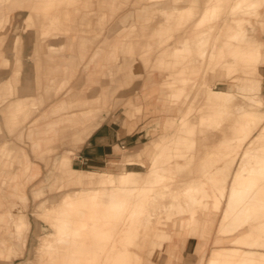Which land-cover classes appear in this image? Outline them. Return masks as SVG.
I'll use <instances>...</instances> for the list:
<instances>
[{"label": "rangeland", "instance_id": "rangeland-1", "mask_svg": "<svg viewBox=\"0 0 264 264\" xmlns=\"http://www.w3.org/2000/svg\"><path fill=\"white\" fill-rule=\"evenodd\" d=\"M165 1L170 6L167 13L159 7ZM220 1L0 0V49L4 50L0 76L8 72L14 52L17 67H21V52L31 46V32L38 43L33 45L31 57L34 62L32 95H17L19 69L14 71L12 81L6 79L0 83V113L5 119V132L0 126V228L12 227L3 222L7 217L4 210L8 207L4 202L5 192L12 185L20 197L11 207L25 211L31 225L26 252L14 259L15 264H36L40 256L42 264H52V261L55 264H170L169 244L174 239L182 241L187 237L200 239L197 253L201 264H207L212 251L218 248H228V252L217 264H240L239 253L251 255L243 264H264V175L256 172V176H248L255 182L254 197L248 205L249 216L239 227L236 220L233 229L225 233L219 228L228 208L229 189L221 196L214 225L209 223L207 208H204L213 196H220L232 179L243 180L250 168L264 166V0H238L242 8L235 11L229 9L230 2L234 4L235 0H229V6L228 0ZM121 13L129 16L113 22L109 32L112 36L108 37L111 40L106 41L109 51L105 59L110 67L104 73V82L112 84L106 100H111L113 109L119 107L138 89L141 79L158 73L163 78L161 88L167 105L153 119L147 137L139 146V154L128 157L132 149L126 151L122 161L98 171L76 169L72 166L71 151L58 147H77L86 138L69 134L52 144L46 143V148L37 152L43 140L56 137L53 135L56 128L51 124L45 129L37 128V132L34 128L28 130L34 151L30 158L20 147L26 151L27 160L25 166L18 167L9 151L15 148L7 146L3 150L1 145L10 141L24 146V123L51 98L58 81L42 84L43 62L55 63L57 56L67 55L68 48L76 41L86 48L87 39L77 40L76 34L93 31L99 34L113 15ZM57 35L70 39V46L60 51L49 46V41ZM198 35L203 36L200 45L193 43ZM103 40V37L96 38V46H100L92 62L100 58L98 61L103 63ZM90 61L82 65L84 74ZM69 64L63 60L65 71ZM103 76L102 73L100 78ZM93 95L86 88L75 96L78 100L75 104L60 102L57 107L70 105L60 111L70 116L59 122L68 125L81 119L83 110L88 109H93L98 119L109 103L100 100L104 90L96 98H87ZM246 97L261 99V111L243 119L258 126L240 132L228 127L231 124L225 121L228 105L241 103ZM19 99L27 101V106L17 113L13 108ZM123 105L134 104L128 100ZM136 109L140 112L141 107ZM223 137L229 142L222 145L219 141ZM65 155L69 157L67 160ZM38 161L43 163L41 167L35 163ZM102 170L116 180L114 184L122 191L134 189L100 197L101 183L83 185L76 181L80 173L100 175ZM126 172L130 178L122 179ZM233 174L235 178H231ZM21 181L26 183L27 199L21 198L18 187ZM34 188L39 194H33ZM83 188L91 191L84 193ZM57 193L58 205L46 206L47 202L54 203L53 196ZM69 199L73 202L69 203ZM194 199L204 203L200 206ZM37 203L41 206L36 213L45 217L42 223L48 225L46 230L52 231L41 240L34 232ZM59 207L74 211L78 220L71 237H56L57 230L51 228L50 222ZM163 223L166 231L155 235ZM221 238L227 241L219 242ZM4 246L0 242V264L12 260L13 253Z\"/></svg>", "mask_w": 264, "mask_h": 264}, {"label": "crops", "instance_id": "crops-1", "mask_svg": "<svg viewBox=\"0 0 264 264\" xmlns=\"http://www.w3.org/2000/svg\"><path fill=\"white\" fill-rule=\"evenodd\" d=\"M23 14L21 17H23ZM128 14H119L112 16L105 29L97 34L94 31L88 34H76L77 40L80 37L87 39V47L83 48L79 46V41L72 47L68 48L70 54L57 56L55 63L43 62L41 72V82L43 85L50 84L53 80L58 81L56 87L45 104L40 108L39 112L30 116V118L24 123L23 140L24 146L17 143V146L24 148L29 154L30 158L33 154V142L31 136L28 134L30 128H34L35 132L38 129L48 128L51 124H54L56 131L53 135L54 139L42 141L41 146L37 150L42 151L48 143L64 139V136H68L72 132V127L67 124L59 122L60 119L68 117L70 115H64L60 112L63 109H67L70 105L66 104L65 107H57L62 101L73 102L78 101L75 96L81 94L83 89L91 90L94 93L93 96H87L89 99L96 98L97 95L102 93L104 95L100 98L101 101L109 103V106L103 107L99 113L100 120L99 125L93 132L77 147L63 148L59 146V150H70L72 157V166L80 170H100L107 168L113 164H117L123 156V153L129 151L128 157H136L138 154L132 153L133 151H139L141 142L147 137L148 129H151L153 125V119L159 117V112L167 109L165 104V98L163 97V90L161 88L163 78L158 73H153L149 77H144L139 81L138 89L130 94L126 100L122 101L120 106L113 109L111 106V100H106L108 94L112 89L110 82H104L106 74L105 71L110 67L107 65L108 61L105 59L106 53H108L109 47L106 45L107 40H111L112 34L109 32L113 26V22L117 20H123L122 18L128 17ZM120 17V19H117ZM127 19V18H126ZM125 20V19H124ZM12 21H16L15 19ZM74 35V34H72ZM103 37L102 42L105 43L103 63H100V58L93 61L95 54L99 51V46H96V38ZM32 47L26 46L21 52V67H17L15 52L11 56V64L8 67V72L0 76V83L2 80L10 79L12 81L14 71L19 69V84H18V96H31L32 95V76L31 72L34 67L32 57ZM4 57L3 48L0 49V70L2 69V60ZM108 59V58H107ZM63 60L68 63V69L65 71L63 66ZM91 60V61H90ZM109 60V59H108ZM84 61V62H83ZM85 61L91 62L89 69L83 73V63ZM51 64V65H50ZM103 73V78L101 74ZM92 76L89 80L88 77ZM66 79V81H65ZM24 80V81H23ZM108 99V98H107ZM132 101L134 104L132 107H125L124 102ZM72 104V105H73ZM140 106V112L137 111V107ZM129 112V113H128ZM0 126L4 131L5 119L0 113ZM5 132V131H4ZM69 137V136H68ZM67 138V137H66ZM14 140V139H13ZM47 143V144H46ZM52 144V143H51ZM48 147V146H47ZM131 155V156H129ZM127 157V158H128ZM122 161V160H121ZM41 167L43 163L40 161L35 162ZM41 176V168L40 174ZM38 177L36 179H38ZM7 229H12L8 227ZM25 235L24 254L26 252V245L28 243V233ZM200 243V239L197 237H187L182 241L174 239L173 244H169L171 251L169 257L170 264H201L199 254L197 253V247ZM16 260V259H15ZM15 260L8 262L7 264H15ZM1 262V261H0Z\"/></svg>", "mask_w": 264, "mask_h": 264}, {"label": "bare ground", "instance_id": "bare-ground-1", "mask_svg": "<svg viewBox=\"0 0 264 264\" xmlns=\"http://www.w3.org/2000/svg\"><path fill=\"white\" fill-rule=\"evenodd\" d=\"M237 1L238 0H235L234 4H232L233 1L230 2V5H231L229 7L230 10L233 11V9H234V11H235V10H238V8H242L241 3L238 2V4H237ZM167 2L168 1L162 2V4L159 5V7H161V10H163V12H165V13H167L168 9L170 8V6L168 5ZM220 2H225V0H222ZM227 6H229V0H228ZM152 7H154V5ZM153 10H155V8ZM155 22H156V24L159 23V21H157V20H155ZM153 24H155V23H153ZM30 38H31L30 39L31 40V47L33 49V45L35 46V44H36V46H37V44H38L36 36H34L33 32H31ZM202 39H203V36L198 35L197 37L194 38L193 43L200 45L201 43H203ZM70 43H71L70 39L67 41V39L64 40V38L62 36L57 35V36L53 37L49 41L48 44L55 51H58V50L60 51L62 47L70 46L69 45ZM36 50H37V48L34 49V51H36ZM34 75H36V73ZM229 94L230 93H227V95H229ZM227 97H229V96H227ZM233 103L234 102H232L231 104L228 105L229 111L227 112V121H225V123L231 124V126H228V127H231L234 130H239L240 132H242V131H248L249 129H252V128H255L258 126V124H256V123L255 124H252L250 122L245 123V122H243V119L250 117V116H253V115H255V113L261 111L259 109V106L262 104L261 99L246 97V98H244V100L241 103H234V104ZM26 106H27V101L22 102L19 99V100H16L14 102L13 110L17 111V113H19L21 110L24 111ZM230 113H232L233 116H231ZM97 117H98V115L95 113V111L93 109L83 110V114H82L81 119L75 120L74 122L68 124V126L72 127V132L70 134H74L75 137H79V138H87L93 132V130L97 128V126L100 123V120H97ZM234 121H237V122H234ZM162 124H165V121ZM227 142H229V141L226 137H223L219 141V143H222V145L226 144ZM7 146H11V147L15 148L13 150H9L10 153L13 155V160H14L15 164H17L18 167H19V165L25 166L26 165L25 163L27 160L26 151L19 148L15 143H11L10 141H8L6 144H2L1 149L4 150V148ZM5 149H7V148H5ZM132 153L138 154L139 151H133ZM129 156H131V155H129ZM68 158L69 157L67 155L64 156V159L67 160ZM262 159L264 160V156ZM55 160H56V158H55ZM57 163H63V161H58ZM100 172H101L100 175H94V174L89 175L86 173H80V174L76 175V181L80 184H83V185L86 183L88 184L89 182L101 183L102 186H100V188L98 190V192L100 193V197H104L109 192L115 194V193L127 192V191L134 189V187H133L132 189L122 191L123 189L117 188L116 184H114V183H116V180L111 178L107 172H105L103 170ZM256 172L257 173L260 172V174L264 175L263 164H262V167L258 168V169L256 167L250 168L246 173L247 174L246 178L244 176H242L243 178H245L243 180H239L237 178V182H235V180L232 179L231 183H229L228 186L226 185L224 187L223 191L220 192L219 197L213 196L212 199H210L208 205L206 204L204 206V208H207V217L209 219V223L211 222V224L214 225V223L216 222V219H217L218 211L220 209L221 199L223 196H225L226 189H229V191L227 192V206H228V208L224 212L223 218L220 220V227L219 228L221 229L220 230L221 232L225 233L228 230L233 229L234 221H236V220L238 221V227L243 220H247V218L249 216L248 215V205H249V202L251 201V199L254 197L252 195L253 194L252 192L255 189L254 180L253 181L250 180V178L248 176L255 175ZM240 174H242V173H240ZM262 175H261V178H262ZM127 178H130L129 172H126V174H122V179H127ZM231 178H235V175L233 174V176ZM110 184H113V185H111V187H110V186H108ZM25 186H26V183H24L23 181H21L18 185V187L21 188V192H22L21 198L22 199L23 198L27 199V197L25 195V193H26ZM83 191H84V193H89L91 191V189L90 188H85V189L83 188ZM2 192H3V188H1V193ZM111 193L109 195L112 197ZM5 194H7V199L4 202L5 203L7 202L8 207H7V209L4 210L7 217H6V219H4L3 222L10 223L12 225V229H1L0 228V232L2 233V235L0 237V242L4 243V245H5L4 248L10 250L8 252L13 253V255L11 256L12 257L11 259L14 260V259L21 257L23 255L24 244H25V235L30 228V221H29V218L27 217V215L25 214L26 213L25 211L22 213L23 210L12 209V207H11L13 202H15V199L20 197V195L14 191L13 185L9 188V190H7L5 192ZM33 194L37 195V194H39V192L34 188ZM57 196H58V193L53 196V198H54L53 202L54 203L47 202V203H45V205L46 206H47V204H53L54 206L56 204L58 205V202L55 201ZM208 196H211V195L209 194ZM70 197H72V194L70 195ZM153 197L155 198L156 196H153ZM72 202H73L72 199H69V203H72ZM2 203H3V201H2ZM41 203H39V204L37 203L36 208L34 210V214L37 217L36 222H35L34 232H36L37 238L38 239L40 238L39 240H41L42 238H46L52 232L51 230L50 231L46 230L47 229L46 227L48 225L46 226L45 223H42L43 219H45V217L43 218V215L39 212L36 213V210H38V208L41 206ZM194 203L201 206L204 203V201H202L200 199L199 200L194 199ZM170 218H171V216H168V219H170ZM77 221L78 220H76V216L74 215V211H72L70 209L66 210L64 207H62V208L59 207L58 211H56V213H55L54 219L51 220L50 223H51V228L52 229L55 228L57 230V231H54L55 236L61 238V237H65L67 235L69 237H71L73 235L74 231L77 229L76 224H75V222H77ZM158 223H160V222H158ZM157 224L154 225L153 230L156 228ZM165 227H166V225L164 223H163V226H159L156 230L155 235H158V234L162 235L159 232L160 231L165 232L166 231ZM4 235H10V238L2 239V236L4 237ZM218 241L224 242L227 240H226V238H221ZM48 252H49V250H48ZM227 252H228V248L214 249L212 251L211 257L208 259L207 264L219 263L222 258L226 257ZM239 255H240V257H239L240 264H243L246 260L249 261V259H251V255L249 256L248 253H246V254L245 253H239ZM52 262H53L52 264H55V261H52ZM22 264H29V263H22ZM36 264H42L41 256L38 258Z\"/></svg>", "mask_w": 264, "mask_h": 264}]
</instances>
